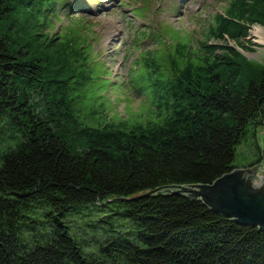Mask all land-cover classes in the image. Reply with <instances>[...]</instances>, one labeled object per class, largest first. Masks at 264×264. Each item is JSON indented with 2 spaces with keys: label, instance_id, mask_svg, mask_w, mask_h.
<instances>
[{
  "label": "trees",
  "instance_id": "1",
  "mask_svg": "<svg viewBox=\"0 0 264 264\" xmlns=\"http://www.w3.org/2000/svg\"><path fill=\"white\" fill-rule=\"evenodd\" d=\"M68 2L0 0V131L17 138L0 152V264H264L259 226L153 191L213 182L251 135L261 163L264 68L227 44L208 65L152 63L155 116L111 121L83 24L50 29ZM220 17V38L246 34Z\"/></svg>",
  "mask_w": 264,
  "mask_h": 264
},
{
  "label": "rangeland",
  "instance_id": "2",
  "mask_svg": "<svg viewBox=\"0 0 264 264\" xmlns=\"http://www.w3.org/2000/svg\"><path fill=\"white\" fill-rule=\"evenodd\" d=\"M67 5L50 29L64 31L75 21L83 24L98 76L94 99L103 102L111 121L143 122L155 116L158 100L150 83L154 74L144 73L152 63L165 65L175 59L181 65L189 60L208 65L216 56L214 44H222L218 51L233 54L227 44L243 54L255 72L264 68V38L255 32L256 27L264 31V0H72ZM220 16L233 18V28L247 25L246 34L220 38L211 31ZM11 135L0 131V152L16 145ZM256 135L263 149L264 126ZM237 153L239 167L258 162L254 136Z\"/></svg>",
  "mask_w": 264,
  "mask_h": 264
},
{
  "label": "water",
  "instance_id": "3",
  "mask_svg": "<svg viewBox=\"0 0 264 264\" xmlns=\"http://www.w3.org/2000/svg\"><path fill=\"white\" fill-rule=\"evenodd\" d=\"M160 189L200 197L212 209L238 223L257 225L264 230V148L262 163L237 167L211 183L171 184L153 191Z\"/></svg>",
  "mask_w": 264,
  "mask_h": 264
},
{
  "label": "bare ground",
  "instance_id": "4",
  "mask_svg": "<svg viewBox=\"0 0 264 264\" xmlns=\"http://www.w3.org/2000/svg\"><path fill=\"white\" fill-rule=\"evenodd\" d=\"M258 35H260L261 39L264 38V31L261 27H256V31H255Z\"/></svg>",
  "mask_w": 264,
  "mask_h": 264
},
{
  "label": "flooded vegetation",
  "instance_id": "5",
  "mask_svg": "<svg viewBox=\"0 0 264 264\" xmlns=\"http://www.w3.org/2000/svg\"><path fill=\"white\" fill-rule=\"evenodd\" d=\"M257 163H259V162H257ZM261 163H262V161H261Z\"/></svg>",
  "mask_w": 264,
  "mask_h": 264
}]
</instances>
